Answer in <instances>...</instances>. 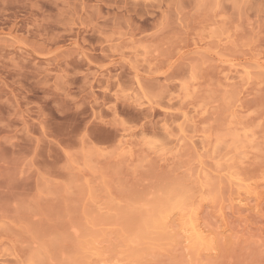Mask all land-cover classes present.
<instances>
[{
  "label": "rangeland",
  "instance_id": "obj_1",
  "mask_svg": "<svg viewBox=\"0 0 264 264\" xmlns=\"http://www.w3.org/2000/svg\"><path fill=\"white\" fill-rule=\"evenodd\" d=\"M0 264H264V0H0Z\"/></svg>",
  "mask_w": 264,
  "mask_h": 264
},
{
  "label": "bare ground",
  "instance_id": "obj_2",
  "mask_svg": "<svg viewBox=\"0 0 264 264\" xmlns=\"http://www.w3.org/2000/svg\"><path fill=\"white\" fill-rule=\"evenodd\" d=\"M237 183V182H236ZM239 184V183H238ZM242 183H240L239 185H241ZM247 184H245V186H246ZM249 185V184H248ZM244 186V187H245ZM240 187V186H239ZM242 187V186H241ZM249 188V187H248ZM245 189H246V187H245ZM243 190V189H242ZM247 190V189H246ZM252 191H253V189H251ZM244 191V190H243ZM248 191H250V189L249 190H247L246 191V193L248 192ZM251 191V192H252ZM255 192V191H254ZM250 194V193H249ZM245 195V194H244ZM243 195V199H244V196ZM238 196V195H237ZM242 196V195H241ZM248 196V195H247ZM240 197V196H239ZM239 197L238 198H236L237 200L239 199ZM242 199V200H243ZM245 199H247V198H245ZM240 200V199H239ZM241 200V201H242ZM240 202V201H239ZM161 211L162 210H160V212L157 210L154 214H152V218H150V220L151 221H153V223L154 222H156L157 224H163V219H162V217L164 216V214L163 213H165L164 211H162L163 213H161ZM159 212V213H158ZM162 214H163V216H162ZM196 214V213H195ZM151 217V216H150ZM188 219L190 218V217H187ZM191 218H192V216H191ZM190 218V219H191ZM186 219V218H185ZM189 219V221L186 219V221H188V223L186 222V225H185V223L183 222V224H184V226H182V234H183V236L182 237H184L185 238V240L187 241V242H191L192 244H195V245H198V246H200V245H205V246H207V243L209 242V233H207L206 231V229H204L203 227H201L200 226V224H199V222H198V220H190ZM182 224V223H181ZM208 241V242H207ZM207 242V243H206ZM117 263V262H116Z\"/></svg>",
  "mask_w": 264,
  "mask_h": 264
}]
</instances>
